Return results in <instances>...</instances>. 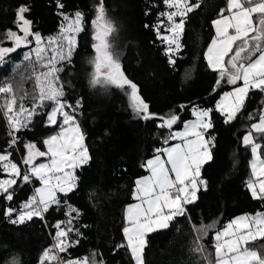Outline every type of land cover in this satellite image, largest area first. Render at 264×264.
Returning a JSON list of instances; mask_svg holds the SVG:
<instances>
[{
  "label": "trees",
  "instance_id": "trees-1",
  "mask_svg": "<svg viewBox=\"0 0 264 264\" xmlns=\"http://www.w3.org/2000/svg\"><path fill=\"white\" fill-rule=\"evenodd\" d=\"M59 3L64 7L60 8L57 0H0V36L9 29L18 33L15 14L20 5L29 8L25 15L32 22L31 31L41 37L56 35L65 15L71 17L77 11L83 14L84 30L77 34L71 60L62 61L57 85L63 86L62 99L72 105L64 111L73 115L79 124L90 159L74 169L75 187L67 194L57 193L60 204L52 205L43 219L34 216L24 223L11 222L34 193L38 180L33 178L28 184L18 180L19 187L14 186L12 201L0 197V264L11 258L18 260V264H39L45 249L55 243V225L60 221L64 222L62 228L73 229L67 238L73 246L59 253L64 260L95 254L96 261L102 264H135L129 248L119 246L127 245L124 215L126 207L134 201L135 182L148 173V168L142 165L161 153L157 149L175 142L169 138L170 133L194 118L193 109H212L213 127L205 131L211 139V159L200 170L206 186L200 185L196 199L185 205L184 216L176 217L167 229L146 235L143 251L144 264H211L216 231L238 215L264 212V200L254 199L247 187L252 149L242 143V137L252 132L255 142L262 145L258 153L264 159V137L252 131V125L264 112V92L250 90L237 117L225 123L226 116L216 111L217 100L242 81L231 85L225 77L217 86L219 71L210 68L205 57L213 37V21L227 8V0H191L200 7L188 13L180 36L181 47L172 52H168L169 45L162 39L169 32L170 24L161 13L173 12L164 0H104L106 18L115 26L109 37L111 51L125 76L137 85L149 113L155 114L149 120L133 112L128 95L131 89L127 86L121 89L91 83L94 71L91 61L96 55L92 21L97 15L99 0H59ZM227 14L225 11L224 15ZM179 19L177 16L176 20ZM27 49L19 48L6 57L7 63L0 66V85L12 83L18 101L28 93L23 103L31 109L36 89L32 68L23 59ZM228 59L226 56L225 62ZM36 70H41L40 66L36 65ZM3 103L0 95V105ZM51 107L46 102L45 108L37 109L39 115L31 117L28 126L18 132L9 127L0 110V153H12L10 158L18 163L22 173L26 168L22 163L25 142L44 150L45 138L61 129L63 117L59 114L56 125L47 124ZM171 115L179 117L172 128L159 127L163 123L160 117ZM10 131L18 137L17 146L7 149ZM3 176L5 173L0 169V179ZM69 205L76 209L70 216ZM8 208L16 209L10 218L4 214ZM193 224L214 225L199 241L204 245L203 254L193 251L198 235ZM261 245L264 239L258 238L249 247L264 251Z\"/></svg>",
  "mask_w": 264,
  "mask_h": 264
},
{
  "label": "snow or ice",
  "instance_id": "snow-or-ice-1",
  "mask_svg": "<svg viewBox=\"0 0 264 264\" xmlns=\"http://www.w3.org/2000/svg\"><path fill=\"white\" fill-rule=\"evenodd\" d=\"M57 3L60 8L64 7L59 0ZM164 3L169 8H176V11L161 13L167 17L170 24L168 31L172 33L171 36H163L162 39L169 45L168 52H172L173 45L176 50L181 47L179 40L184 31L188 13L200 7V4H193L191 0H164ZM28 11L29 8L26 5H20L17 8L15 23L23 36L10 29L6 32V39L11 41L13 46H0V66L7 63L6 57L9 54L31 43L29 36L34 37L36 47L30 52H25L23 56L24 61L29 62L35 80L36 90L32 96L34 103L31 109L25 107L23 101L28 93L21 95L18 101L13 84L4 83L0 85V95L4 99L0 110L3 111L9 127L17 132L28 126L31 117L39 115L37 109L45 108L46 102L52 105L51 110L47 112V124L56 125L58 114L63 117V122L59 133L43 141L47 147L46 152L40 151L34 143L24 145L27 154L22 162L28 165V170L23 173L20 167L10 159L12 153H0V169L9 177L0 179V197L12 201L16 191L14 186L19 187L18 180L28 184L34 178L41 184V187L35 189L34 195L23 203L19 215L11 220L12 223H24L34 216L43 219V214L48 212L52 205L60 204L57 193L67 194L75 187L76 177L70 170L87 163L90 159L79 124L75 122L73 115L64 111L65 107L71 108L72 105L66 104L62 99L64 97L63 86H57L58 73L62 69L56 66L59 61L71 60L77 45L76 36L73 33L78 34L84 30L83 14L77 11L74 17L64 16V20L68 22L67 25H61L58 36L47 38L48 46L55 45V47L52 48V56L45 63L42 54L47 49L41 46V35L31 31L32 22L25 15ZM225 11L229 15H224ZM96 12V18L92 21L95 29L93 48L96 52L91 61L94 67L92 85H112L121 89L127 86L131 89L128 93L131 100L130 106L136 116L144 120L154 118L155 114L149 113L148 104L138 94L137 85L125 76L118 58L111 51L112 45L109 37L115 31V26L106 18L104 0H99ZM177 16L180 17L179 22L175 19ZM213 24L217 38H214L209 46L208 61L214 71H219L220 79L216 81L217 86L225 77L227 83L231 85L242 81V86L235 87L231 92H225L216 105V111L225 115V123H229L243 109L250 90L257 89L264 92V0H227V8L221 10L220 18L213 21ZM159 27L158 24L156 26L158 35ZM230 29L233 30L231 33ZM33 53L35 61L32 59ZM226 56L229 59L225 62ZM170 63L174 61L170 59ZM36 65L46 71H37ZM76 106H80L79 101ZM212 111V109H193L196 120L186 122L183 131L172 132L169 136L170 139H180L183 143L163 149L167 156L166 161L160 155H156L154 159L148 160L146 165H142L148 168L150 175L137 179L135 182L136 190L133 196L139 203L129 205L126 210L128 226L123 231L127 245L119 246L129 248L135 264H144L143 251L146 246V234L167 229L176 217L184 216L186 214L185 205L196 199V192L200 185L206 186V181L201 179L200 170L205 160L211 159L208 150L210 141L205 139L204 134L206 130L213 127L210 117ZM22 116L24 119H21ZM160 119L163 123L159 127L171 129L179 117L171 115L166 118L160 117ZM65 125L67 127H64ZM252 129L264 137V112L261 113L259 122L252 125ZM9 135L11 136L12 132H9ZM189 137L192 138L189 139ZM243 142L245 146H251L255 158L251 166L256 179L249 180L247 187L254 199L264 200V179H260L264 177V159H260L257 155L262 145L255 142L252 132L244 136ZM16 143L17 139L13 136L9 147ZM160 151L157 149V152ZM46 156H50L49 163H34L37 157ZM69 208L71 209L68 213L70 216L71 212H75L76 209L71 208L70 205ZM15 211L14 208H8L4 214L10 218ZM63 223L60 221L55 225L57 229L54 237L55 243L51 248L45 249L39 264H46V262L52 264L53 261L56 264H102L96 261L95 254L92 257L85 256L68 260H64L59 255L73 246L67 241L73 229L71 227L62 228ZM67 223L70 225L71 219ZM234 225L235 230H233ZM192 227L198 234L193 251L203 254L204 245L199 241L214 225L201 224L197 227L193 224ZM226 236L229 239L221 242ZM258 238L264 239V212L233 220L223 232L216 233L215 260L211 264H264V251L249 247V244ZM261 248H264V245H261ZM204 258L207 259V256ZM3 264H18V260L11 258L5 260Z\"/></svg>",
  "mask_w": 264,
  "mask_h": 264
},
{
  "label": "rangeland",
  "instance_id": "rangeland-1",
  "mask_svg": "<svg viewBox=\"0 0 264 264\" xmlns=\"http://www.w3.org/2000/svg\"><path fill=\"white\" fill-rule=\"evenodd\" d=\"M173 11H176V8H174L173 7ZM229 14V13H228ZM75 15V14H74ZM74 15L73 16H71V17H74ZM180 18V17H179ZM175 19H176V17H175ZM180 20V19H179ZM179 20H176L177 22H179ZM67 21H65L64 20V25L66 26L67 25ZM61 29V28H60ZM60 29H59V31H58V33L56 34V35H54V36H58L59 34H60ZM18 34L19 35H21V36H23V33L22 32H20V31H18ZM73 35H75L76 36V40H77V33H73ZM172 35V33H170V32H168L167 34H165L164 36H171ZM54 36H51V37H54ZM50 37V36H49ZM47 38L48 37H42V43H41V46L42 47H46V49H47V51L45 52V53H43L42 55L44 56V62L46 63L47 62V60H48V58L49 57H51L52 56V48H54L55 47V45H52V46H48V40H47ZM28 39L31 41V43H29V44H27V46H22L21 48H24V49H27V47L28 46H32L31 47V50L32 49H34L35 47H36V41H35V39H34V37H32V36H29L28 37ZM180 41V40H179ZM0 46H3V47H11V46H13L12 45V42L11 41H8L7 39H6V33L5 34H3L2 36H0ZM173 47V49L174 50H176L175 49V45H173L172 46ZM31 50H25V52H30ZM24 52V53H25ZM24 55V54H23ZM226 58V57H225ZM224 58V59H225ZM32 59H33V61H35V54L33 53V55H32ZM57 60L59 61V58L57 57ZM61 65H62V61H59L58 63H57V67L58 68H60L61 67ZM30 66V65H29ZM37 67H39V65H37ZM30 68H31V66H30ZM38 71H46V69H42L41 68V70H38ZM58 86V85H57ZM59 87V86H58ZM233 89L234 88H232L231 90H229V91H225V92H231V91H233ZM225 92H223L221 95H220V97H219V99L217 100V102L218 101H220V99H221V97L223 96V94L225 93ZM216 105H217V103H216ZM204 110H206V109H204ZM23 118V116L21 117V119ZM194 120H196V117L194 116V118L193 119H191V120H189V121H194ZM189 121H186V122H189ZM185 122V123H186ZM77 123V122H76ZM184 123V124H185ZM184 124H183V126H182V128L180 129V130H176L175 132H178V131H183L184 130ZM64 127H67V125H65ZM61 130V129H60ZM60 130L58 131V132H56V133H53V134H51V135H54V134H57V133H59L60 132ZM51 135H49L48 137H50ZM205 135V139H207V140H209L210 142H211V139L209 138V137H207V135L206 134H204ZM48 137H46V138H48ZM45 138V139H46ZM192 137H189V139H191ZM175 140V142L173 143V144H171V145H168V146H165V147H163L162 149H161V153H159V154H157V155H160L161 156V158L163 159V160H167V156H166V154L163 152V149H166V148H171V147H173L175 144H178V143H180V144H182L183 143V141L182 140H180V139H174ZM210 142H209V145H208V150H209V153H210ZM28 143H32V142H25V144H28ZM38 148V147H37ZM39 149V148H38ZM40 151H47V147L45 146V149L44 150H42V149H39ZM26 154H27V150L26 149H24V153H23V157L24 156H26ZM211 155V154H210ZM257 155L259 156V154H258V152H257ZM23 157H22V161H23ZM155 157V156H154ZM154 157H152V158H150V159H148V160H151V159H154ZM259 158L260 159H262L260 156H259ZM14 163H16L17 165H18V163L15 161V160H13L12 158H10ZM40 159V157H37L36 159H35V161H34V163L35 164H40V163H49V161H50V156H46V157H44V159L43 160H39ZM254 156H253V153H252V158H251V160H250V163H249V170H248V172H247V178H246V182L248 183L249 182V180H255L256 179V177H254L253 176V172H252V162L254 161ZM147 160V161H148ZM209 159H206L205 160V162L206 161H208ZM204 162V163H205ZM23 163V162H22ZM203 163V164H204ZM256 163H257V167L259 168V161L257 160L256 161ZM146 164H147V162H146ZM19 166V165H18ZM26 166V168H25V170H24V172L25 171H27L28 170V165H25ZM170 167V166H169ZM70 171H73V175H74V170H70ZM4 172V171H3ZM5 173V172H4ZM150 175V171L148 170V173L145 175V176H149ZM145 176H142V177H145ZM142 177H139V178H137V179H140V178H142ZM7 178H9L8 177V175H7V173H5V176H3L1 179H7ZM173 178H174V174H173ZM260 179H264V177H260ZM39 182V181H38ZM38 187H41V184H40V182L38 183V185L34 188V192H35V189L36 188H38ZM200 187V186H199ZM135 190H136V183H135ZM135 190H134V192H135ZM198 192V191H197ZM197 192H196V197H197ZM34 195V193L32 194V196ZM134 197V196H133ZM137 203H139V201L138 200H136V199H134V201L132 202V203H130L129 205H134V204H137ZM128 205V206H129ZM128 206H127V208H128ZM127 210V209H126ZM256 214V213H255ZM255 214H241V215H238V216H236V217H234V218H232L229 222H227L226 223V225L223 227V228H221L220 230H218V231H216L215 233H214V241H215V243H216V240H215V235H216V233L217 232H223L225 229H226V227L233 221V220H236L237 218H239V217H242V216H254ZM125 223H126V225H125V227L126 226H128V224H127V220H126V211H125ZM124 227V228H125ZM233 230H235V225L233 226ZM147 235V234H146ZM124 237H125V235H124ZM145 238H146V236H145ZM226 239H229V237H223L222 238V241L221 242H223V240H226ZM125 240H126V237H125ZM126 243H127V240H126ZM215 248V247H214ZM214 260H215V249H214ZM134 263H135V261H134Z\"/></svg>",
  "mask_w": 264,
  "mask_h": 264
},
{
  "label": "crops",
  "instance_id": "crops-1",
  "mask_svg": "<svg viewBox=\"0 0 264 264\" xmlns=\"http://www.w3.org/2000/svg\"><path fill=\"white\" fill-rule=\"evenodd\" d=\"M227 15H229V14H227ZM217 19H219V18H217ZM217 19H215V20H217ZM214 20V21H215ZM230 31V33L233 31V30H229ZM214 38H217V34H216V28H215V26H214V24H213V37H212V39H211V41H210V43H209V45H208V47H207V49H206V51H205V57H206V60H207V63H208V65H209V61H208V49H209V46L212 44V41H213V39ZM210 67V66H209ZM211 68V67H210ZM240 86H242V84L240 85ZM259 122V120L257 121V122H255V123H258ZM254 123V124H255ZM252 131H254L253 129H252ZM249 134V132H247L244 136H246V135H248ZM244 136L242 137V143H243V145H244V142H243V138H244ZM259 154V153H258ZM260 156V155H259ZM126 209H127V207H126ZM126 209H125V211H126Z\"/></svg>",
  "mask_w": 264,
  "mask_h": 264
},
{
  "label": "built area",
  "instance_id": "built-area-1",
  "mask_svg": "<svg viewBox=\"0 0 264 264\" xmlns=\"http://www.w3.org/2000/svg\"><path fill=\"white\" fill-rule=\"evenodd\" d=\"M10 132H12V135L10 136L9 142L12 140L13 136H15L16 139H18V137H17V135H16V133L14 131H10ZM9 142L7 143V148L8 149L16 148V146H17L16 144L14 146H12V147H9ZM56 232H57V229L55 230V233H54L55 235H56Z\"/></svg>",
  "mask_w": 264,
  "mask_h": 264
},
{
  "label": "bare ground",
  "instance_id": "bare-ground-1",
  "mask_svg": "<svg viewBox=\"0 0 264 264\" xmlns=\"http://www.w3.org/2000/svg\"><path fill=\"white\" fill-rule=\"evenodd\" d=\"M8 149V148H7Z\"/></svg>",
  "mask_w": 264,
  "mask_h": 264
}]
</instances>
